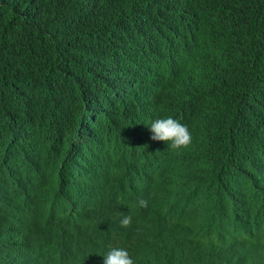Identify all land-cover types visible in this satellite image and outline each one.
<instances>
[{"label":"trees","instance_id":"trees-1","mask_svg":"<svg viewBox=\"0 0 264 264\" xmlns=\"http://www.w3.org/2000/svg\"><path fill=\"white\" fill-rule=\"evenodd\" d=\"M140 1L0 0V264H45L26 245L25 220L16 214L14 199L20 182L41 188L29 219L47 202L57 161L49 158L46 145L61 144L65 160L57 176L67 183L69 169L91 160L99 148L122 143L125 134L134 139L137 127L129 125L126 130L121 122V98L148 72L139 59L159 57L151 48L153 42L142 35L155 33V28L146 18L140 21ZM131 6L136 8L133 14ZM191 23L214 35L194 41L209 52L208 63L231 46L198 19ZM248 39L234 46L240 73L232 72L225 83L213 85L209 95L220 109V119L227 117L243 131L251 130L264 149V65L250 53ZM157 114L161 115L147 111L136 126L146 125ZM180 162L152 166L155 180L140 187L139 195L147 194L160 214L125 235L120 247L135 264H244L226 256L220 244L231 231L252 225L264 206V197H257L250 185V174L230 172L213 162L203 164L195 144L183 151ZM145 168L142 159L133 158L128 171ZM97 174L103 176L101 170ZM188 175L186 184L181 178ZM80 180L87 183L83 176ZM90 183L97 188L94 180ZM97 192L102 194L101 189ZM136 193V187L128 189L130 199ZM191 197L206 204L195 210L196 222L205 227L192 246L191 235L184 239L181 231L159 221ZM93 202L95 217L112 219L118 211L112 202ZM160 226L153 237L159 248L139 255L147 234ZM211 228L219 230V239L207 243L202 237Z\"/></svg>","mask_w":264,"mask_h":264},{"label":"clouds","instance_id":"clouds-1","mask_svg":"<svg viewBox=\"0 0 264 264\" xmlns=\"http://www.w3.org/2000/svg\"><path fill=\"white\" fill-rule=\"evenodd\" d=\"M129 11L133 14L136 8L131 6ZM139 18L141 22L146 18L155 28V33L142 35L153 42L151 48L159 57L139 59L148 72L121 98L124 107L121 122L126 130L129 125L137 127L134 139L125 134L122 143L99 148L91 160L85 159L69 169L65 175L69 176L67 183L57 176L65 160L61 144L46 145L49 158L57 161L54 184L47 202L30 219L31 204L41 197L42 190L23 182L18 185L14 210L25 220L26 245L45 264H135L129 252L120 247L122 238L160 214L147 194L139 195L140 187L154 182L152 166H179L183 151L192 144L196 145L203 164L213 162L230 172H248L257 197H264L261 143L251 130L243 131L227 117L220 119V109L209 95L213 85L225 83L232 72L240 73L234 46L247 38L250 53L264 65V0H141ZM196 19L213 29L222 43H231L211 63L209 52L199 49L194 41L214 35L191 23ZM147 111H158L161 115L151 116L146 125L136 126ZM137 146L141 148L136 150ZM133 158L142 159L145 170L131 174L128 169ZM97 170L102 171V177L96 176ZM82 176L86 184L80 180ZM188 177L181 180L189 184ZM134 187L137 193L130 199L128 189ZM95 200L112 202L118 211L112 219L95 217ZM131 200L136 204L132 206ZM204 206L205 202L195 197L187 198L159 221L161 226L181 231L184 239L191 235L192 246L205 227L196 222L195 210ZM161 226L147 234L139 255L159 248L153 237ZM202 238L207 243L214 242L219 239V230L211 228ZM220 246L226 256H235L244 264H264V206L258 209L252 225L231 231Z\"/></svg>","mask_w":264,"mask_h":264},{"label":"bare ground","instance_id":"bare-ground-1","mask_svg":"<svg viewBox=\"0 0 264 264\" xmlns=\"http://www.w3.org/2000/svg\"><path fill=\"white\" fill-rule=\"evenodd\" d=\"M72 17V16H71ZM72 19V18H71ZM87 31V30H86ZM144 43H145V41H144ZM144 43H142V44H144ZM198 46V45H197ZM76 91V90H75ZM54 112V111H53ZM158 115V114H157ZM59 116V115H58ZM106 118V117H105ZM58 119V118H57ZM99 122V121H98ZM33 126V125H32ZM33 160H35V159H33Z\"/></svg>","mask_w":264,"mask_h":264}]
</instances>
